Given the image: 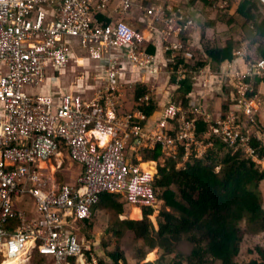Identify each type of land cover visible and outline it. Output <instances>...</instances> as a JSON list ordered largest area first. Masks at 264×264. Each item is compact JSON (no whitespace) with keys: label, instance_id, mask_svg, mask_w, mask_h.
<instances>
[{"label":"built area","instance_id":"1","mask_svg":"<svg viewBox=\"0 0 264 264\" xmlns=\"http://www.w3.org/2000/svg\"><path fill=\"white\" fill-rule=\"evenodd\" d=\"M135 9L143 12L144 30L127 20ZM194 26L190 11L171 0H0V254L5 261L31 264L38 252L49 264H110L99 262L77 234L102 196L117 195L130 207L155 210L157 163L164 166L179 148L184 157L194 149L201 157L214 138L256 160L250 142L257 103L249 94L253 78L264 75V59L236 75L234 104L225 118L212 120L203 109L184 111L169 102L148 130L142 125L148 117L139 108L120 112L122 99L137 88L126 75H158L161 65L176 77L177 88L191 73L177 59L182 54L184 63L193 61L181 36ZM158 30L164 58L149 52L156 45L147 33ZM72 43L89 62L101 64L93 96L31 92L70 66ZM204 74L209 73L191 78ZM150 99L147 94L139 102ZM200 119L210 124L207 145L198 141ZM157 148V162L142 161ZM64 151L84 168L78 188L50 187L44 178L42 165L55 162L61 168ZM28 200L34 203L33 217L21 211Z\"/></svg>","mask_w":264,"mask_h":264},{"label":"trees","instance_id":"2","mask_svg":"<svg viewBox=\"0 0 264 264\" xmlns=\"http://www.w3.org/2000/svg\"><path fill=\"white\" fill-rule=\"evenodd\" d=\"M187 2L181 7L188 9L189 5H201L204 23L200 24L203 32L199 47L190 45L189 33L181 36L183 46L193 54V61L184 63L182 54L178 56L177 64L190 69L191 73L178 81L172 101L184 111L189 109L187 94L192 90L193 74L208 70L207 68L212 73H217L222 65L234 61L235 52L242 45L246 46L247 64L264 59L262 0H239L234 12H231L234 0H227L222 8L219 4L223 0ZM216 10V18L211 19ZM217 22H222L236 31L238 39L234 40L233 36H229L224 42L208 39V35H205L207 27L214 28ZM149 52L154 54L155 50ZM170 56L168 53L167 57ZM262 77L264 75L253 78L250 98H258L259 85L264 81ZM172 81L176 82L175 76ZM234 91L231 85L225 89L228 98L223 102L224 118L234 104ZM145 93L147 89L138 86L134 98L137 108L150 118L158 108L152 100L148 103L139 102V97ZM256 120L257 125L252 127L250 146L257 159L264 162V144L258 138L263 129L259 120ZM197 126L198 141L204 145L209 144L210 141L205 140V136L210 124L200 119ZM211 141L213 146L206 149L201 157H198L194 149L181 168H177V165L183 163V148H179L174 159L166 161L164 166H157L154 187L159 191L158 199L163 202L162 211L156 220L157 229L148 219L153 210L143 209L141 221L117 220L115 227L109 230L118 240L127 232H133L135 241L144 248L138 252L139 264H151L145 256L153 251L158 254L156 264H238L236 259L242 251L246 235L256 238L264 234V198L260 190L264 171L245 152H233L217 138ZM160 156L161 152L157 148L156 151L147 153L142 161L157 162ZM121 199L117 195H104L96 207L120 215L125 204ZM133 216L140 218V211H135ZM255 251L259 259L250 260L247 264H264V248L256 246ZM108 257L115 264H119L122 259L118 252L108 254ZM33 258L31 264H42L46 261L38 252ZM2 262L3 257L0 254V264Z\"/></svg>","mask_w":264,"mask_h":264},{"label":"crops","instance_id":"3","mask_svg":"<svg viewBox=\"0 0 264 264\" xmlns=\"http://www.w3.org/2000/svg\"><path fill=\"white\" fill-rule=\"evenodd\" d=\"M177 5L186 4L188 3L187 0H171ZM180 1V2H179ZM224 3L227 0H223ZM239 0H234L231 12H234ZM188 10L190 11V15L193 17L195 21V26L192 30V33L190 36V45L192 47H199L201 45L202 41V29L200 24L203 25L204 23V17H202V7L201 5L188 6ZM217 11V10H216ZM215 11L213 12V14ZM54 11L49 10V15L53 18ZM212 14V15H213ZM216 15V14H215ZM211 18V17H210ZM215 16L213 17V19ZM128 22L134 26L138 30H144L145 24L143 19V12L139 9H135L132 12H130L129 17L127 18ZM227 28V25L222 22H217L216 26L213 28L207 27V30L205 31V35H208V39H213L214 35H217L221 30H224ZM152 31V30H151ZM148 35L151 34L150 44L156 45L155 49L156 51L161 50V40H160V31L158 32H148ZM153 34V35H152ZM70 52L73 54L74 60L72 59L70 66H68L67 69H65L61 73H55L50 74L48 80L46 83L39 89H31V92H48L53 91L55 93L63 94L65 92L70 91H77L81 94L84 93L85 97H92L93 96V87L95 85V74L99 71L98 67H101V64L98 62H89L86 58V54L81 50V48L76 44L72 43L70 45ZM241 51V56L236 54ZM235 52V59L234 61L230 63H226L221 66L220 70L217 73H212L209 68L206 70L209 74L204 75H198L196 76V79L192 83V90L187 94L189 106L193 107V109H206L205 112L211 115L212 120L223 116V102L226 101L227 94L225 93L226 87L229 85L233 86V82L231 81V75L233 71L236 69L239 70H245V67L247 65V50L246 46L242 45L237 51ZM158 57H160L159 54H157ZM164 67V66H163ZM159 65V68H161V73L158 75H150V74H134V75H126L124 78L128 79L126 81H132L136 82L137 88L138 86L144 87L147 89V93L144 95L150 94L152 101L155 102L157 106V110L153 113L152 117L148 118L146 122H143L142 125L146 129H151L154 122L159 121L162 118L164 107L168 105L169 102H172V99L174 98L176 88L173 86L174 83L168 74L165 73L164 68ZM132 77V78H131ZM264 78V77H262ZM136 88V90H137ZM136 90L129 91L127 95L131 96L133 95L132 101H128L129 103L125 104V101H123V106L120 108V112L122 114H125L129 111H134L137 109L136 100L134 98V95L136 93ZM257 103V119L259 120L260 126L263 129V132L259 135V139L264 144V81H262L258 88V98H256ZM135 104L136 107L133 109L128 106H133ZM175 104V103H174ZM209 106V108H208ZM198 153V152H197ZM175 157V156H174ZM171 158V159H174ZM199 157V156H198ZM187 157H183V163L181 165H177V168H181L186 161ZM60 162H62V167L57 168V164L55 162L48 163V166L50 167V170L42 165L44 178L49 182L50 187H61L64 185L72 186L75 188H78L77 180L78 178L84 173L83 166L73 163L69 157V153L67 151L63 152V156L59 158ZM69 163L67 168H64V164ZM262 169L264 171V162L257 161ZM181 166V167H180ZM218 171V170H217ZM61 172L62 176L73 175L74 182L73 183H62L59 184L57 182V175ZM59 180V179H58ZM60 181V180H59ZM260 190L263 194L264 198V181L260 184ZM122 203L124 202L121 199ZM163 203L160 202L159 205ZM158 205V206H159ZM26 212L29 217H33L34 214V203L31 200H28V204L23 205L21 211ZM168 211V209H166ZM100 211H104L103 209H100V207H96L93 209L92 212V218H96V214ZM135 211H140L141 217L136 218L134 217ZM107 212V211H106ZM122 216V219L120 221H136L139 222L142 220V211L133 207L128 206L127 204H123V211L119 215ZM124 216V217H123ZM151 217L148 216L149 221L152 222L150 219ZM158 218V217H157ZM157 220V219H156ZM95 222V219H94ZM155 226L154 228L157 229L156 222L155 224H152ZM81 227L87 232L88 236H91L90 240L97 241L99 233L95 231L94 223L92 224V219L89 223L85 225L79 224V230L77 231V234L80 238V231ZM97 235V236H96ZM83 236V235H82ZM263 236V235H262ZM97 237V238H96ZM81 242L83 241L82 238H80ZM89 248V247H88ZM150 254V253H149ZM17 262V261H16Z\"/></svg>","mask_w":264,"mask_h":264},{"label":"rangeland","instance_id":"4","mask_svg":"<svg viewBox=\"0 0 264 264\" xmlns=\"http://www.w3.org/2000/svg\"><path fill=\"white\" fill-rule=\"evenodd\" d=\"M181 5H185V4H181ZM224 6H225L224 2L222 4L221 3L219 4L220 8H222ZM263 11H264V9H263ZM215 14L217 15V11H215V13L211 16V19H213L214 16L216 18ZM236 34H237L236 31L232 30L230 27L227 26V28H225L224 30H221V32H219L217 35H214L213 39L217 40V41L224 42L227 38H229V36H233L234 40H237L238 37ZM160 40H161V38H160ZM171 41L173 42L174 40H171ZM151 49H153V48H151ZM154 50H155L154 55L159 54L160 58H164V56L166 55V52H164L160 49H159V51H156V49H154ZM239 53H241V51H239ZM236 54H238V53L236 52ZM205 71H206V69H205ZM240 72H241V70H239V69H236L235 71H233L230 78L234 84L237 82L236 75L239 74ZM175 79H176V77H175ZM132 99H133V95H131V96L126 95L122 99V106L124 104L123 101H125V104H127L130 101H132ZM130 107L133 109L135 107V104H133V106H128V108H130ZM208 108H209V106H208ZM204 110H206V109H204ZM69 163L70 162L64 164V168H67ZM157 165H160V164L157 163ZM44 167H45V169L47 168L48 170H50V167L48 166V164L44 165L43 168ZM57 177H58L57 182L59 184H62L65 182L66 183H73L74 182L73 181L74 180L73 175L68 174L67 176L63 177L61 172H60L57 175ZM158 201H159V199H158ZM160 202H162V201H159V203ZM159 203L156 205L157 208L155 210H153L152 215L150 216L151 217L150 219L152 220V222L151 221L150 222L152 224L153 223L155 224L156 219L159 216V213L162 211V206H161L162 204L159 205ZM94 219H95V222H94ZM117 220L120 221V220H124V219H122V216L120 217L119 215H117L115 213L108 212V211L107 212L106 211L105 212L100 211L96 214V218H94V217L92 218V224L94 223V225H95L94 229H95V231H97V233H99L98 239H96L97 241L90 240L91 236H88L87 232L85 231L88 229V227L86 229H83V227H81L80 238H82L83 241H85L84 242L85 247H87V248L89 247L92 250V252L94 253V255H96L97 260L99 262H109L110 264H115L112 261V259H110V257H108V254H113L114 252H118L119 256H121V258H122V259H120L119 264H139L140 258H138V252H139V250L144 249V248L141 245V243L135 241V236H134L133 232H127L124 235V237L122 239H119V240L114 238L113 233L111 231L109 232L111 227L112 228L115 227L114 224L116 223ZM256 246H260V247L264 248V234H263V236L260 235L259 237H256V238H252L251 235H246V237L243 240L242 251H241L240 255L238 256V258L236 259V262H238V264H247L250 260L259 259V256L257 255V253L255 251ZM35 257L33 258V261L35 260ZM145 259L148 262H150L151 264H156V261L158 259V254L155 251H153L150 254H146ZM4 261H5V258H3V262ZM42 264H49V263L47 261H45Z\"/></svg>","mask_w":264,"mask_h":264},{"label":"bare ground","instance_id":"5","mask_svg":"<svg viewBox=\"0 0 264 264\" xmlns=\"http://www.w3.org/2000/svg\"><path fill=\"white\" fill-rule=\"evenodd\" d=\"M17 261V262H16ZM24 264L25 261H18V260H8V261H5L3 262V264Z\"/></svg>","mask_w":264,"mask_h":264},{"label":"clouds","instance_id":"6","mask_svg":"<svg viewBox=\"0 0 264 264\" xmlns=\"http://www.w3.org/2000/svg\"><path fill=\"white\" fill-rule=\"evenodd\" d=\"M238 151H239V150H238ZM240 151H241V150H240ZM233 152H234V151H233ZM242 152H243V151H242ZM253 160L256 161V162L258 161L257 157H256V160H255V159H253Z\"/></svg>","mask_w":264,"mask_h":264},{"label":"water","instance_id":"7","mask_svg":"<svg viewBox=\"0 0 264 264\" xmlns=\"http://www.w3.org/2000/svg\"><path fill=\"white\" fill-rule=\"evenodd\" d=\"M264 2V0H262Z\"/></svg>","mask_w":264,"mask_h":264}]
</instances>
